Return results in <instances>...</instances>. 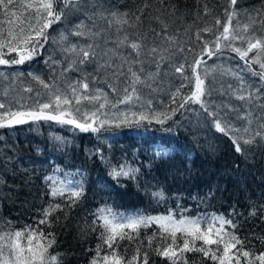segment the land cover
<instances>
[{
	"label": "trees",
	"instance_id": "16d2710c",
	"mask_svg": "<svg viewBox=\"0 0 264 264\" xmlns=\"http://www.w3.org/2000/svg\"><path fill=\"white\" fill-rule=\"evenodd\" d=\"M229 3L230 0H82L80 10H65L61 21L46 30L47 42L38 48L30 60L23 64L0 65V94H3L17 71L46 74L43 71L48 69L43 60L62 52V44H99L95 51L98 59L102 60L104 52L118 49L116 42L125 36L129 40L147 36L144 43L149 47L158 46L166 60L160 62L159 68L155 62H145L142 78H146L148 73L153 74L154 79L148 82H153L150 84L157 90L159 88L158 96L166 103L168 110V118L163 117V123L150 118L101 124H94L86 115H78L80 112L75 110L71 116L80 122L87 121L97 129L87 132L72 124L45 120H28L23 124L0 128V236L24 232L29 228L39 229L45 234L51 232L56 242L49 252L53 255L58 253L63 264H91L93 258H102L110 252L100 240V234L104 231V221L99 218L101 209L110 210L117 220L140 216H171L176 221L199 218L202 230L207 228L212 216H223L238 225L236 229L225 225V230L235 231L243 241V250L251 254L245 258L233 249L235 259L240 264H248L249 259L253 260V264H259L255 257L264 253V140L257 137L255 143L243 145L244 154H240L235 151L229 136L216 131L212 118L203 112L199 104H187L175 114L171 112L178 107L171 99L177 87L184 85L181 88L184 95L194 90L195 76L191 65L202 55L206 63L201 64L197 72L211 90V96L204 99L231 124L248 127L246 120L237 117L250 112L253 121L251 133L261 130L264 80L258 74L264 69L253 62L256 50L241 59L233 49H246L247 43L237 39L228 46L229 41L221 38L219 51H216L213 43L227 22L226 10L231 11ZM235 7L238 16L233 18L232 25L239 24L242 29L244 24H251V15L257 23L247 35L264 37V27L259 23L264 19V0H238ZM98 8L109 20L112 19L110 13H128L129 24L113 23L108 28L107 21L96 16L97 24L107 29L102 37L71 35L75 25L81 21L91 26L89 16L96 13ZM10 10L19 13L20 0ZM141 12L143 15H140ZM137 15H140L139 22L135 19ZM7 19L8 15L0 8V21ZM217 19L221 22L219 25L216 24ZM165 26L167 33L164 35L175 38L172 44H167L163 36L156 35L162 33ZM3 27L7 30L9 24L4 23ZM203 28L212 31L201 32ZM198 32L200 39H197ZM61 33L68 36L67 41H60ZM237 34L244 33L240 31ZM205 42L216 52L211 58L202 53ZM165 48L168 51H164ZM123 50L124 56L131 52L130 48ZM0 51L7 60L18 59L19 54H23L9 53L7 48ZM109 57L116 58L112 52H109ZM261 58L264 60V54ZM223 61L242 67L250 75L258 90V101L238 100L236 95L241 94V87H234V80L227 74L207 71L205 77L207 67ZM181 64L184 65L183 74L190 80L175 71V67ZM140 66L136 64L134 68L138 70ZM85 72L88 79H93V73L87 68ZM65 74L82 79L85 73L82 75L71 71ZM24 94L23 97L29 99L30 93L26 91ZM231 108L238 111H230ZM161 150H166L168 155L163 158L158 156L157 152ZM121 167L138 171L134 178H114L111 175L113 169ZM81 184L84 194L71 207L68 206L71 201L67 193L56 197L50 194L53 186L77 188ZM49 204H60L64 208L49 218L51 226L39 223L43 218L42 210ZM123 231L133 237L118 241L116 252L125 261L131 260L139 249L140 264L145 253L148 264H172L168 258L157 254V248L172 244L170 234L164 233L157 223L140 226L136 231L127 228ZM149 237H152L151 247ZM186 238L193 243L191 237L177 232L175 245L172 246L176 249L182 247ZM7 243L6 240L0 264L10 257L14 259ZM21 243L27 244V240L22 238ZM194 243L196 247L217 248L215 244H203L202 240ZM98 245H101L99 253ZM237 248L240 246L237 245ZM182 255L187 264H219L202 252L188 251ZM100 264H103L102 259Z\"/></svg>",
	"mask_w": 264,
	"mask_h": 264
},
{
	"label": "snow or ice",
	"instance_id": "6c2138e0",
	"mask_svg": "<svg viewBox=\"0 0 264 264\" xmlns=\"http://www.w3.org/2000/svg\"><path fill=\"white\" fill-rule=\"evenodd\" d=\"M17 2V0H0V8H3L5 14L8 15L7 21H0V50L7 48L8 52H17L23 53L19 54V58H13L12 60H7L4 58V54L0 51V65L4 64H23L26 60H30L34 54H36L39 47L43 43L47 42L48 36L46 30L50 28L54 23L61 21L62 17L65 15V10H75L78 11L82 7V0H20L21 11H11V7ZM238 0H230L229 7L231 11L226 10L227 22L223 26V31L216 37V40L213 42L215 44L216 51H219L221 48L220 40L229 41L231 46V41L241 40L247 43L246 49L234 48L233 50L240 56L241 59L248 57L249 53L256 50V55L253 58L254 63H259L260 67L264 69V60H262V54H264V37L257 38L255 36H248L247 33L252 28L253 25L257 23L255 19L249 15L251 24H244L242 29L239 24L233 26V18L238 16V11L236 9ZM95 7V5H94ZM102 7V6H101ZM147 7V5H145ZM27 13V15H24ZM140 15H143L141 12ZM140 15L135 17L136 21L139 22ZM96 16L101 20L107 21L108 28L112 27L113 23L118 25L129 24L127 19L128 13H122L117 15V13H110L112 17L111 20L108 19V16L104 14L103 11L97 9L96 13H93L89 16V19L92 20V25L89 26L83 21L76 24L71 35L90 38V37H102L103 33L107 29L97 24ZM16 19L13 20L12 18ZM8 23L9 27L7 30L4 29L3 24ZM221 22L219 19L216 20V24L219 25ZM259 23L264 27V19L260 20ZM95 29V31H93ZM155 33V29L152 30ZM201 32H211L210 28H203ZM242 31L243 35H238L237 33ZM164 33H167V27L163 28L162 33H156L157 36H163V39L167 44H172L175 42V38L172 36H166ZM200 33H197V39H200ZM68 40V36L64 33H61L60 41L64 42ZM147 40V36H142L138 40H129L125 36L122 40L117 41V47L124 46L130 48L131 52L127 56L120 55L116 52L115 49H110L104 52V56L108 57L109 52L115 54V56L121 59L122 63L118 68H114L110 59L103 60L102 62L98 60V54L95 51L99 44L89 43L84 46H79L76 44H69L63 48V51L69 53V56L66 57L67 66L63 69V72H81L85 73V65L88 64H97L98 70L100 69H111L112 76L115 78L116 83H109L108 87L111 88L113 93H119L121 91L123 96L117 101V103H128L135 98L140 100L139 90L137 85H144L145 87H151L148 84V80L154 79L152 73H148L146 78H142L144 73L143 65L145 62H155L159 68L160 62L165 61L166 57L161 53V50L158 46L149 47L144 41ZM23 46V47H21ZM183 51V49H180ZM164 51H168L167 48ZM202 53L206 54L209 58L216 54L215 51L211 50L207 42L204 43L202 48ZM143 57V59H142ZM206 63L203 60V56L195 59L193 65H191L194 76L195 84L194 90L189 94L184 95L181 92V88L177 87L176 91L171 94V99L173 103H177L178 107L171 110L172 114L178 109L185 108L187 104H199L200 108L208 117L212 118V124L216 131L223 133L224 135L229 136L232 139L235 151L240 154H244L243 145H251L256 142V138L259 137L261 140H264V117L261 118L259 128L261 130L251 133V124L253 123L251 119V113L247 115L239 116L238 119L246 120L248 127L242 129L235 128L230 122L224 120L219 111L213 109L212 105L204 99L206 96H211V90L205 85V79L197 72V69L201 64ZM141 65L137 70L134 68V65ZM127 65V72H124V67ZM175 71L181 73L183 78L190 80L187 75H184V65L181 64L175 67ZM63 72L61 73L63 75ZM262 80H264V72L258 74ZM121 76H124V79L121 80ZM207 76V69L205 70V77ZM34 80L40 83L45 89H49L50 100L48 102L38 103L35 110L29 111H16L11 112L10 110L6 113L10 119L7 120L5 124L4 119L0 117V128L5 126H12L13 124H23L32 121H56L61 124H72L74 127L79 128L81 131L87 132L89 130L96 131L97 129L92 127L91 123L87 121L80 122L74 116H71L70 110L65 109L62 105H71L73 100L76 104H80L82 100L88 101H100L103 97V103L99 104V108H104L106 104L110 103L108 96L105 93H102L100 89H97L96 95H89V82L88 74L85 73L81 80L76 82H68L67 88L69 91H62L60 88L56 87L53 89L52 85H49L39 76H33ZM82 90V91H81ZM25 91L31 92L32 89L28 88ZM241 94L236 95V98L241 101L248 100L251 101L252 93L249 92L248 96L242 94L243 89L239 90ZM39 95V94H38ZM179 98V100H178ZM151 102L149 101V104ZM55 105V108H53ZM6 105L0 103V109H5ZM264 107V105H261ZM52 109L51 112L46 110ZM79 111V109H76ZM230 111H238L235 108H231ZM133 116L136 113H132ZM163 115L164 119H167V114L158 113L155 115L157 122L163 123L164 120L159 117ZM92 116H95V113H92ZM67 117V118H66ZM139 119H150L144 114H140ZM234 132L242 133L241 135H232ZM247 134V135H245ZM158 156L162 158L167 156L168 153L166 150H161L157 152ZM138 169H128L125 170L124 167L120 169H113L111 175L114 178L120 176L134 178V174ZM67 192L68 200L71 201V204L68 205L71 207L83 196L84 189L82 184L77 188H69L67 186L55 187L51 189V195L53 197L63 196ZM64 208L60 204H49L47 208H44L41 212L42 219L39 220L40 224H47L51 226L50 217L55 212L63 211ZM108 213L106 215L105 213ZM254 214V213H253ZM112 216L110 219L109 216ZM99 218L104 221L102 227L104 229L100 234V240L102 244H106L110 250L108 255H104L102 258H93L91 264H100L102 259L103 264H140L139 260V249H137V254L132 257L131 260L125 261L123 257L119 256L116 252V249L119 247L118 241L123 239L131 240L133 237L124 232V229H131L136 231L140 226L147 227L151 223H157L164 233L170 234L172 244L162 249L157 248V254L165 258H168L172 264H187V260L183 258V253L188 251H197L202 252L204 256L210 258L213 261H218L219 264H233L235 259V254L233 249H236L237 253L242 254L243 257H250L248 251L243 250V241L238 237L235 231H226L225 225H228L231 229H236L238 225L231 219H225L223 216H212L208 222L206 229L201 228V220L198 218L196 220L191 219H181L179 221L174 220L171 216H160V217H144L140 216L137 218H127L126 222H123L124 218H120L118 221L114 215L110 213V210L101 209ZM58 220L59 217H56ZM116 221V222H114ZM217 223L219 226H217ZM177 232H182L187 236L192 238L193 243H190L189 239H184L182 247L176 249L172 245H175L176 234ZM24 238L27 240V244H22L21 239ZM8 241L7 247L10 250L11 257L8 260L4 261V264H63L62 260L59 258V254H51L49 249L55 244V236L53 233L49 232L45 234L39 229H27L24 232L16 231L14 233H5L0 236V255L3 253V247L5 246L4 242ZM202 240L205 245H217L215 250L207 249L204 247H196L194 241ZM149 247L152 244V237H149L148 241ZM222 245V248H221ZM237 245L240 248H237ZM101 250V245L97 246V253ZM220 255H217V253ZM179 253V255H178ZM211 253V254H210ZM256 261H259V264H264V253L255 257ZM142 264H148L147 253L144 254ZM235 264H240L238 259H235ZM248 264H253V260L249 259Z\"/></svg>",
	"mask_w": 264,
	"mask_h": 264
},
{
	"label": "rangeland",
	"instance_id": "374dc122",
	"mask_svg": "<svg viewBox=\"0 0 264 264\" xmlns=\"http://www.w3.org/2000/svg\"><path fill=\"white\" fill-rule=\"evenodd\" d=\"M72 44H77V42H73ZM61 46L63 48L66 47V45L64 44H62ZM63 48L61 49L62 52L54 53L50 57H47L46 59L43 60V62L46 64V67L48 69L43 71L46 74L34 73V72L20 73V71L14 73L12 83L9 86H6V88H4L3 94H0V103H4L6 105L5 109H0V117L4 119L5 123H7L8 119H10V117L7 116L6 114L9 110L11 112L35 110L37 108L38 103L48 102L50 100L51 98L49 95L50 90L45 89L40 83L34 80L32 78L34 75L39 76L46 83L52 85L53 89L58 87L65 92L69 91L67 88L68 82L74 83L78 80H81L78 77L75 76L71 77L69 76L70 74L66 75L65 72H63V69L67 66L66 57L69 56V53L63 51ZM117 48L118 49L116 50H118V53L124 56L123 48L125 47L120 46ZM104 58L102 60L101 59L98 60L102 62L103 60L110 59V62L112 63L114 68H118L119 65L122 63L121 59L117 57L115 59H112L110 57L109 58L107 57L105 59ZM84 68H87V71L93 73V79H88L89 88H90L88 94L96 95L97 94L96 90L100 89L102 93L107 94L110 103L106 104L104 108H99V104L104 102L103 97L101 98L100 101L82 100L79 105L75 103V100H73L71 105H62L63 108L69 109L71 114H73L72 112L75 113L76 109H79L78 112L80 113L78 115L80 114L86 115L88 118L91 119V121L94 124H101V123H118L126 120H140L139 119L140 114H144L149 118L156 119L155 118L156 114L168 113V110L166 109V103L162 102L161 97L158 96L159 88L157 90V87L154 88L153 85L150 84L153 82L151 81L148 82L151 85V87H145L142 84L137 85L139 90V95L141 97L140 100H136L135 98H133V100L128 103H117V101L123 96L122 85H121V91L119 93H113L111 88L108 87L109 83H116L115 78L112 76V70L111 69L98 70L97 64H88L85 65ZM125 70L127 72V65H125L124 67V71ZM207 71L216 72V73L220 71L222 75L223 74L229 75L234 80V84H235L234 87L236 88L241 87V89H243L242 92L243 95L248 96L249 92L252 93V98L250 102L255 103L256 101H258V96H257L258 90L255 89L254 81L250 79L251 78L250 75L247 74L242 67L225 63L223 61V62H219L218 65H212L207 67ZM62 72L63 75L61 74ZM30 79L33 80L34 84H32V81ZM120 79L123 80L124 76H121ZM28 88L32 89V91L31 92L28 91L30 93V96H28L29 99H25L26 97H23L25 95L24 92H26L25 89ZM149 101L151 102L150 104ZM53 108H55V105H53ZM46 111L51 112L52 109H48ZM92 113H95V116H92ZM132 113H136V115L133 116ZM163 117L164 116L161 115L159 118L162 119ZM232 125L238 129L244 128V126L236 125L235 123H232ZM62 186L74 188L69 185H62ZM105 214L108 215L107 213ZM109 218L111 219L112 216L110 215ZM123 222H126V220H123Z\"/></svg>",
	"mask_w": 264,
	"mask_h": 264
}]
</instances>
